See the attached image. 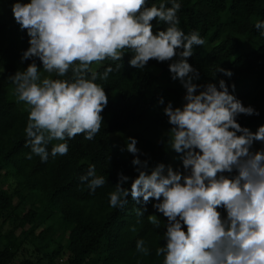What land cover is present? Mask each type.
<instances>
[{
    "label": "clouds",
    "instance_id": "obj_1",
    "mask_svg": "<svg viewBox=\"0 0 264 264\" xmlns=\"http://www.w3.org/2000/svg\"><path fill=\"white\" fill-rule=\"evenodd\" d=\"M181 8L179 0L158 6L149 0H15L13 18L29 37L20 61H31L8 75L10 94L26 105L25 158L47 163L68 154V140L82 135L91 141L99 134L109 96L97 81L107 82L126 55L139 70L153 60L167 62L172 81L185 90L180 106L169 101L163 107L171 126L167 144L179 154L182 170L159 163L149 173L137 139L128 137L122 150L134 155L138 175L117 174L109 206L124 210L131 196L144 205L135 209L137 223L149 203L166 218L165 243L156 249L162 264H264V147L254 149L256 142L264 145V125L253 132L238 122L240 115L260 113L233 95L224 79L196 83L200 71L188 60L206 41L198 30L186 34L179 27ZM154 20L166 27L154 31ZM254 27L264 36V21ZM105 61L115 67L99 72L94 66ZM216 73L233 75L223 67ZM158 104L165 105L163 97ZM79 179L90 194L108 182L95 164ZM147 219L160 228L157 214ZM136 252L150 255L144 239L137 240Z\"/></svg>",
    "mask_w": 264,
    "mask_h": 264
},
{
    "label": "trees",
    "instance_id": "obj_2",
    "mask_svg": "<svg viewBox=\"0 0 264 264\" xmlns=\"http://www.w3.org/2000/svg\"><path fill=\"white\" fill-rule=\"evenodd\" d=\"M14 2L0 0V264H39L41 258L34 261L23 254L24 243L41 225L48 223L51 225L36 239L40 248L48 247L54 240L53 225H58L61 240L52 256L42 257L52 262L60 257L61 241L66 239L68 264H162L163 258L156 256V249L165 243L166 218L149 203L137 223L135 209L144 205H137L131 196L124 210L109 206L108 193L114 190L117 174L123 172L133 178L138 175L132 165L134 155L122 150L126 149V143L114 141L112 136L139 127L132 137L138 141L139 158L148 161L147 171L150 173L159 163L182 170L179 154L170 151L167 144L165 133L171 126L163 114V107L169 101L174 106L182 104V86L172 81L167 62L153 60L139 70L129 65L130 56L126 55L118 62L120 69L107 82L97 81L109 96L99 134L91 141L82 135L68 140V154L50 157L47 163L37 156L28 160L25 153L30 149L24 147L26 105L17 103L10 94L13 85L8 79V75L23 71L31 63L20 61L22 51L29 47V37L20 31L13 18ZM160 2L149 0V5L158 6ZM179 2L182 4L177 13L179 27L186 34L198 30L206 41L204 46L194 47V54L188 60L200 71L201 80L196 83L210 80L218 83L224 79L233 95L260 113L237 118L242 126L255 132L264 125V36L254 27L257 21H264V0ZM152 23L154 31L166 27L155 20ZM108 64L112 62L105 61L97 70L102 72ZM218 67L231 70L232 77L216 73ZM160 97L165 105L158 104ZM52 144L48 145L49 151ZM89 164H95L97 174L104 175L108 181L94 194L79 179ZM149 214L158 215L160 228L148 222ZM5 225L10 226L6 233ZM133 225L135 232L130 230ZM18 229L21 238L16 235ZM138 239L145 240L150 255L143 257L136 252Z\"/></svg>",
    "mask_w": 264,
    "mask_h": 264
},
{
    "label": "rangeland",
    "instance_id": "obj_3",
    "mask_svg": "<svg viewBox=\"0 0 264 264\" xmlns=\"http://www.w3.org/2000/svg\"><path fill=\"white\" fill-rule=\"evenodd\" d=\"M96 69H98L100 66H94ZM154 68V67H151ZM178 85H180L179 81L177 83ZM181 86V85H180ZM183 91H185L183 89ZM139 130V127H135L133 129H130L129 131H127L124 135H120L118 133L114 134L112 136L114 141L117 142H122L125 143L126 139L128 137H132L133 134L135 132H137ZM261 147H264V145H262L260 142H256L254 144V149H259ZM17 203V202H15ZM51 225V223L48 224H44L41 225L34 233V235H31L26 241H25V252L23 253L25 256L29 257V258H33L34 261H38L39 258H41L40 263L39 264H68V258H69V251L66 248V239H63L61 242L62 244V251H61V255L60 257L57 258H53V262L52 260L49 259H44L42 258L44 254L50 255L52 256L54 253V250L57 248V244L58 242H60V236H59V232L60 230L58 229V225H53L52 228V235H53V242L52 244H50L48 247L46 248H40L39 246V241L36 239L37 235L40 234L41 231L45 230L46 228H48ZM10 229L9 225H5L3 227V232L6 233L8 230ZM24 229H27V227H25ZM59 230V232H58ZM21 233V229H18L16 232V235L21 238L20 236ZM37 249H39V252H37V254H35V250L37 251Z\"/></svg>",
    "mask_w": 264,
    "mask_h": 264
}]
</instances>
